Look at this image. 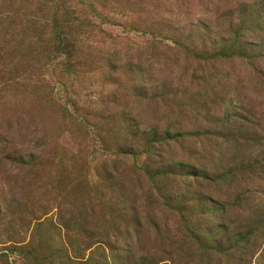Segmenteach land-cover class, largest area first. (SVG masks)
Here are the masks:
<instances>
[{
	"label": "rangeland",
	"instance_id": "rangeland-1",
	"mask_svg": "<svg viewBox=\"0 0 264 264\" xmlns=\"http://www.w3.org/2000/svg\"><path fill=\"white\" fill-rule=\"evenodd\" d=\"M0 264H264V0H0Z\"/></svg>",
	"mask_w": 264,
	"mask_h": 264
}]
</instances>
